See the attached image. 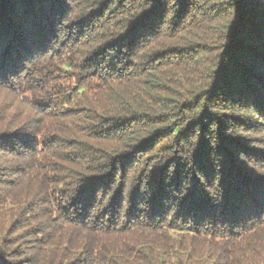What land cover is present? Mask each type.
Returning a JSON list of instances; mask_svg holds the SVG:
<instances>
[{
    "label": "trees",
    "instance_id": "1",
    "mask_svg": "<svg viewBox=\"0 0 264 264\" xmlns=\"http://www.w3.org/2000/svg\"><path fill=\"white\" fill-rule=\"evenodd\" d=\"M0 264H264V0H0Z\"/></svg>",
    "mask_w": 264,
    "mask_h": 264
}]
</instances>
